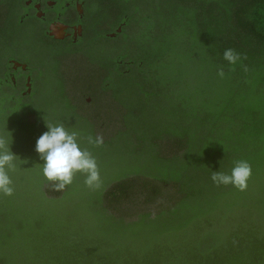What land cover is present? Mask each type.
Listing matches in <instances>:
<instances>
[{
  "label": "trees",
  "instance_id": "16d2710c",
  "mask_svg": "<svg viewBox=\"0 0 264 264\" xmlns=\"http://www.w3.org/2000/svg\"><path fill=\"white\" fill-rule=\"evenodd\" d=\"M91 1L99 25L136 12V72L111 56L106 82L87 52L92 69L70 79L66 55L79 50L43 45L19 25L22 0H0V125L17 156L13 194H0V264H264V0ZM14 62L33 78L25 97L6 82ZM97 82L125 111L99 146L88 137L106 102L94 96L84 118L69 92ZM59 123L95 157L98 189L79 173L62 192L43 177L36 141ZM240 160L246 190L212 182ZM138 200L155 210L128 219L117 208Z\"/></svg>",
  "mask_w": 264,
  "mask_h": 264
},
{
  "label": "flooded vegetation",
  "instance_id": "af4514ba",
  "mask_svg": "<svg viewBox=\"0 0 264 264\" xmlns=\"http://www.w3.org/2000/svg\"><path fill=\"white\" fill-rule=\"evenodd\" d=\"M95 8L91 0H22L17 13L19 25L32 34L36 32L43 45H59L73 51L79 50L68 53L67 61L76 57L87 60V52L99 53L101 72L106 82L111 56L118 58V63L126 74L136 72V35L140 33V27H136V12L134 16L124 15L123 20L113 26L115 12L108 11L103 24L99 25L93 13ZM4 16L1 18L6 20ZM95 22L97 25H94ZM94 27L98 29L93 31ZM41 50L46 51L45 48ZM6 82L24 97L33 91V78L28 67L24 71L21 68L15 69L13 65ZM99 89L102 90L101 87ZM90 100L92 101L91 98ZM114 113H117V108Z\"/></svg>",
  "mask_w": 264,
  "mask_h": 264
},
{
  "label": "clouds",
  "instance_id": "9594fccd",
  "mask_svg": "<svg viewBox=\"0 0 264 264\" xmlns=\"http://www.w3.org/2000/svg\"><path fill=\"white\" fill-rule=\"evenodd\" d=\"M223 59L230 65H235L240 59V54L234 49H225ZM220 77L224 76L223 70L218 71ZM47 131L37 139L35 151L43 161L41 164L42 175L49 182L54 191L62 192L72 184L77 173L84 175V184L89 189L100 187V173L97 161L90 151L80 146L78 134L66 129L63 123L46 124ZM88 143L99 146L102 138L88 137ZM15 156L7 147V142L0 137V194L11 196L13 194L12 179L9 175L16 167ZM252 174L251 165L240 160L235 163L230 173L216 171L212 173L211 180L217 186L231 185L244 191Z\"/></svg>",
  "mask_w": 264,
  "mask_h": 264
},
{
  "label": "rangeland",
  "instance_id": "374dc122",
  "mask_svg": "<svg viewBox=\"0 0 264 264\" xmlns=\"http://www.w3.org/2000/svg\"><path fill=\"white\" fill-rule=\"evenodd\" d=\"M64 70L66 71V74L68 77H71L70 79H74L76 76V73L79 71H88L91 70L92 68L89 67L88 62L86 59L82 57H76L71 60H68L64 66ZM92 85V84H91ZM98 82L97 84L94 83L92 87H85L84 85L80 84L76 88H69L70 95L72 99L78 101L77 104L80 107L79 114L84 117V118H91L92 112L96 110L97 105L93 104L94 96L99 100H103L105 103V108L101 111V120L100 123L102 124V127L99 128L98 135L100 138L103 140H108L110 137L114 136L117 134L119 130V126H117V123H124V115L125 111L123 109L120 110L118 106H115V104L112 102L110 97H106L102 95L100 89H99ZM92 99V101L90 100ZM90 100V102H89ZM89 102V103H87ZM117 108V113H113L112 110H116ZM111 112V113H110ZM106 118L108 120H106ZM112 124L108 126L109 124ZM5 126L0 125V137H2L4 140L6 137L5 134ZM12 175H10L11 177ZM156 205H152L151 207L148 205H144L142 203V200H138L134 202L133 204H124L121 207H117L119 210H121V213L126 216L128 219H134L136 215V219L140 214H143L145 212H151L155 210ZM121 214V215H122ZM134 216V217H132ZM252 224H258L262 226V222H260L259 218L252 217ZM128 251V250H126ZM137 255V252H136ZM139 255V254H138ZM137 255V256H138Z\"/></svg>",
  "mask_w": 264,
  "mask_h": 264
},
{
  "label": "water",
  "instance_id": "95a60500",
  "mask_svg": "<svg viewBox=\"0 0 264 264\" xmlns=\"http://www.w3.org/2000/svg\"><path fill=\"white\" fill-rule=\"evenodd\" d=\"M13 65H14V68H15V69H19V68H21V69L24 70V71L27 70V66H26V65H23V64H21V63L14 62ZM29 81H30V79H29Z\"/></svg>",
  "mask_w": 264,
  "mask_h": 264
}]
</instances>
